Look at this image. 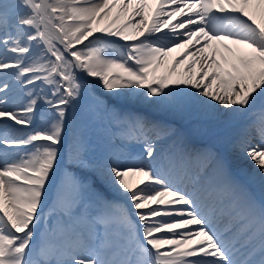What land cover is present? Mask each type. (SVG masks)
Here are the masks:
<instances>
[{
	"label": "snow or ice",
	"instance_id": "6c2138e0",
	"mask_svg": "<svg viewBox=\"0 0 264 264\" xmlns=\"http://www.w3.org/2000/svg\"><path fill=\"white\" fill-rule=\"evenodd\" d=\"M155 4L0 0V264H264V0ZM141 107L249 117L233 147L255 174ZM128 142L141 151L124 163Z\"/></svg>",
	"mask_w": 264,
	"mask_h": 264
},
{
	"label": "bare ground",
	"instance_id": "6f19581e",
	"mask_svg": "<svg viewBox=\"0 0 264 264\" xmlns=\"http://www.w3.org/2000/svg\"><path fill=\"white\" fill-rule=\"evenodd\" d=\"M150 1L151 0H149V2ZM250 12L256 15L258 22H264L261 16L257 13L255 6L250 9ZM131 31L132 29H129V32ZM195 39L196 38L193 37V40ZM184 51H185V48L183 47L173 49V51L170 52L166 58L165 66L161 67L157 74L158 75L166 74L167 70L172 66L173 61L177 59L178 57H180ZM188 59L191 60L192 58L189 57ZM187 62L188 61H185L184 63H182L179 66L177 71L183 72L186 67ZM198 68L199 66H197V70ZM105 93L111 96L110 93H107V92ZM141 110L145 111L146 114L149 113V116L153 117L155 121L160 124H166L167 122L173 123L175 126V131H176L177 136H181L185 144L189 148L193 146L192 144L188 142L189 135H191V137L195 138L196 140L199 139V141H202L203 139H206L208 136L211 135L209 139V143L204 144L202 148H211L212 144L218 145L221 147L219 150L215 148H214L215 150L213 149L217 153V155L220 156L221 154H224L225 156H227L232 161V163L236 165V168L239 169V171L243 172L247 177L255 174L253 163L250 160H248L247 157H244L240 152L236 151V149L233 147V140L235 138L238 127L247 123L249 120V117L243 118V120L239 121L238 124H235V125L234 124H218V123H213L207 120L206 118L201 117L199 115H195V114L178 113V112L166 111L162 109L158 110V109L151 108V107H141ZM173 139H169V138L163 139L160 142V147H163L166 144L171 145L173 143ZM254 144H257V143H254ZM202 148H199V149H202ZM136 179L138 178L129 177V182L135 183ZM111 193L115 195L116 197L123 199V197L117 196L114 192L111 191Z\"/></svg>",
	"mask_w": 264,
	"mask_h": 264
},
{
	"label": "rangeland",
	"instance_id": "374dc122",
	"mask_svg": "<svg viewBox=\"0 0 264 264\" xmlns=\"http://www.w3.org/2000/svg\"><path fill=\"white\" fill-rule=\"evenodd\" d=\"M100 117H102V114L96 115V116H95V119L91 121L90 125H91V124L93 125L94 122H99V118H100ZM103 117H104V116H103ZM105 119H106V117H105ZM92 127H93V126H91V129H92ZM92 131H93V130H92ZM99 133H100V128H99V130H98L97 135H99Z\"/></svg>",
	"mask_w": 264,
	"mask_h": 264
}]
</instances>
